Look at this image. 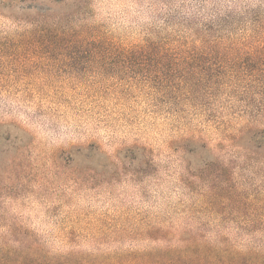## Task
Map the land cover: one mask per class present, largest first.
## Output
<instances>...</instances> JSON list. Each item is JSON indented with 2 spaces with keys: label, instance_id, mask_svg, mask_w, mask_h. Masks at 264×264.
<instances>
[{
  "label": "rangeland",
  "instance_id": "obj_1",
  "mask_svg": "<svg viewBox=\"0 0 264 264\" xmlns=\"http://www.w3.org/2000/svg\"><path fill=\"white\" fill-rule=\"evenodd\" d=\"M262 130L264 0H0V245L152 250L222 181L264 213Z\"/></svg>",
  "mask_w": 264,
  "mask_h": 264
},
{
  "label": "trees",
  "instance_id": "obj_2",
  "mask_svg": "<svg viewBox=\"0 0 264 264\" xmlns=\"http://www.w3.org/2000/svg\"><path fill=\"white\" fill-rule=\"evenodd\" d=\"M154 47L157 44L150 43L143 51ZM166 51L169 53V50ZM181 57L182 54L179 58L165 54L168 61L173 58L174 63L187 64V58ZM158 85L165 87L164 84ZM190 87L195 88L197 85L181 80L176 86L169 84L166 90L186 92ZM259 134L264 141V130ZM220 175L222 179L226 175L225 171L217 173V176ZM182 180L186 183L185 178ZM221 183L223 190L204 196L199 206H183V211L178 214L182 216L180 226L168 223L142 230V235L158 244L155 249L99 256L79 253L52 255L35 242L4 243L0 245V264H264V224L253 222L264 220V213L232 206L233 203L242 204L248 199L240 192L227 190L225 181ZM206 215L246 222L232 228L219 224L212 226L204 222Z\"/></svg>",
  "mask_w": 264,
  "mask_h": 264
}]
</instances>
